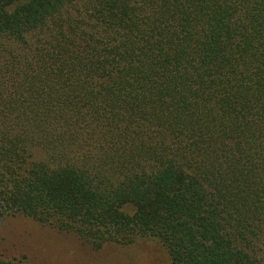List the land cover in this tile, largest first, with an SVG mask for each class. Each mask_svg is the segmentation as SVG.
<instances>
[{"label":"trees","instance_id":"obj_1","mask_svg":"<svg viewBox=\"0 0 264 264\" xmlns=\"http://www.w3.org/2000/svg\"><path fill=\"white\" fill-rule=\"evenodd\" d=\"M16 215L98 251L145 237L172 264H264V0H0Z\"/></svg>","mask_w":264,"mask_h":264},{"label":"rangeland","instance_id":"obj_2","mask_svg":"<svg viewBox=\"0 0 264 264\" xmlns=\"http://www.w3.org/2000/svg\"><path fill=\"white\" fill-rule=\"evenodd\" d=\"M29 158L34 168L46 163L45 154L38 150ZM23 172L20 171L18 176ZM134 240L129 246L109 244L98 251L75 234L59 232L22 215L0 220V258L7 261L21 260L24 264H172L159 240L145 237Z\"/></svg>","mask_w":264,"mask_h":264}]
</instances>
